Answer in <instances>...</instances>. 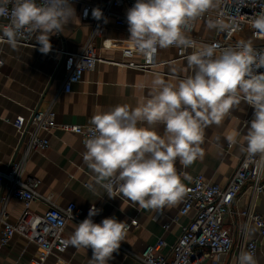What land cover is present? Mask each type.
<instances>
[{"label": "clouds", "instance_id": "1", "mask_svg": "<svg viewBox=\"0 0 264 264\" xmlns=\"http://www.w3.org/2000/svg\"><path fill=\"white\" fill-rule=\"evenodd\" d=\"M220 2L136 0L127 10L128 41L149 62L158 48L196 50L186 57L192 75L172 84L156 74L142 103L134 108L116 105L91 118L83 161L95 174L94 183L109 198L122 196L139 208L150 210L176 205L186 195L177 161L187 168L202 158L204 130L213 124L220 125L241 101L254 108V118L244 137L246 145L241 150L264 159V71H260L264 69V50L254 48L251 40L238 41L234 47L222 50L216 44L197 48L186 34L194 21ZM91 14L96 20L103 17L99 8L92 9ZM74 16L77 17L70 0H0V18L9 21L0 24V42L16 49L22 35H34L39 51L48 54L52 49L50 37L62 33ZM228 20L209 21L208 27L220 31L234 29L236 17L230 16ZM250 23L255 34L264 37V11L257 13ZM141 124L147 127L138 126ZM161 124L163 135L154 130ZM239 136L240 132L233 129L225 139L235 146ZM184 179L191 177L185 174ZM98 211L91 207L87 218L76 224L64 243L90 248L89 264H108L125 241L128 226L115 217L94 223L92 217ZM238 264H257L254 253L242 251Z\"/></svg>", "mask_w": 264, "mask_h": 264}, {"label": "crops", "instance_id": "2", "mask_svg": "<svg viewBox=\"0 0 264 264\" xmlns=\"http://www.w3.org/2000/svg\"><path fill=\"white\" fill-rule=\"evenodd\" d=\"M96 2L97 0H82ZM76 16L67 24L59 36L50 37L52 49L48 54L39 51L40 45L35 38L31 45H18L11 48L6 42H0V170H5L12 157L20 158L25 149L26 139L21 141L13 122L29 117L37 110L50 109L55 114L57 123L87 125L91 118L99 111H108L116 105H129L131 108L142 103L153 87V80L159 74L166 83L178 84L180 80L192 75V69L187 60H176L159 65L157 72H143L125 67H117L106 63H96L92 71L83 74L81 80L72 86L70 92L62 91V83L73 65V58L63 55L60 51H79L88 37L91 28L89 19L82 22L79 13L80 6L71 3ZM119 13L126 14L125 8H119ZM0 24H4L1 21ZM208 22L199 21L195 26V33L202 38L211 39L214 29L208 27ZM104 35L116 39L128 38V26H116L113 18H108ZM238 41L251 40L248 32L237 37ZM97 53L106 59H119L120 54L115 50H100ZM175 51L172 48H159L157 59L159 62L172 60ZM138 59V56H134ZM254 112L251 107L241 101L231 113L224 118L220 125H210L204 130V142L201 145L204 155L191 166L185 168L177 161V170H183L181 176L185 187L190 180L184 175L193 177L202 174L204 179L218 185H225L235 169L246 145L244 139L247 127L242 121ZM138 126H145L141 124ZM236 129L240 132L238 143L228 148L226 135ZM155 131L164 134V126L156 125ZM48 147L31 152L27 155L24 165V175L39 180L36 191L41 196H50L58 207L74 203L80 210L79 216L85 218L84 210L95 205L98 214L94 216V223H100L105 218L115 217L118 221L126 222L135 219L136 228L127 231L125 241L113 253L108 264H140L138 257L144 247L162 238L172 244L192 217L178 215L181 201L172 207L162 210L139 208L137 204L118 196L109 198L105 190L95 184V174L83 161L85 145L80 138L72 133L59 129L47 135ZM92 185V187H90ZM119 195V194H116ZM6 197L5 191H0V206ZM249 204L264 216V194L257 195L250 201L248 191H243L233 203L234 211H241ZM24 209L23 203L10 198L6 211L8 221L15 223ZM29 209L42 214L47 209V203L42 199H35L29 204ZM168 223L163 230L162 225ZM76 227V223L69 222L63 235L69 238ZM225 227L232 231L235 247L222 256L218 264H238L239 253L236 244L239 242L240 232L245 230L246 239L255 240L257 264H264V236L256 227L245 222L240 215H233L225 221ZM3 225L0 223V231ZM168 253V248L163 250ZM37 253L33 243L25 241L21 236L14 235L6 245L0 243V264H29V260ZM92 250L68 246L61 258L70 264H89ZM46 264H56L51 256Z\"/></svg>", "mask_w": 264, "mask_h": 264}, {"label": "built area", "instance_id": "3", "mask_svg": "<svg viewBox=\"0 0 264 264\" xmlns=\"http://www.w3.org/2000/svg\"><path fill=\"white\" fill-rule=\"evenodd\" d=\"M42 0H37V3ZM136 0H97L96 2H84L82 0H70L80 6L79 17L82 22L91 15V31L86 38L83 47L77 52L61 50L60 52L73 58L74 62L62 83V91L68 93L72 86L78 83L83 74L92 71L96 63H106L117 67H125L143 72H157L156 68L164 63L176 60H186L194 50L193 48H178L170 46L175 51L172 60L159 62L158 50L153 60L149 62L130 45L128 38H112L104 35L105 20L114 19L116 26H128L127 15L117 12L119 8L128 10ZM11 5H9V8ZM99 8L103 17L96 20L92 17V9ZM87 10V15H85ZM260 11H264V0H221L218 7L210 9L201 18L194 21L190 30L186 33L195 41L197 48L204 44H216L218 50L234 47L236 38L249 33L254 41L253 46L258 50H264V37L257 36L251 27V19ZM235 16L237 26L231 30L220 31L214 29L211 39L199 37L195 33V26L199 21L208 22ZM7 24L6 18H0V22ZM59 36L58 34H55ZM34 35L24 34L18 39V45H31ZM100 50H115L120 54L119 59H106L97 53ZM134 56H138L135 59ZM260 71H264L261 69ZM250 106V105H249ZM254 112V108L250 106ZM252 115L243 119L242 125H250ZM21 141L26 139V146L20 158L12 157L5 170H0V191H5L6 197L0 206V223L3 225L0 231V243L6 245L14 235L21 236L25 241L33 243L37 247V253L29 260V264H46V260L53 256L56 264H70L61 258L67 250L65 245L67 238L63 231L69 222L79 224L88 216L90 205L84 210L85 218L79 216L80 210L74 203H68L64 207L55 205L50 196H41L37 191L39 180L32 176L24 175V165L27 155L31 152L48 147L47 135L55 129L77 135L81 142L89 137L91 124L79 125L70 123H57L55 114L50 109L32 111L28 118L13 122ZM231 147L228 144V148ZM182 176L183 170H177ZM243 191H248L250 201L257 195L264 194V159L259 156H249L243 152L238 163L225 185L221 186L204 179L202 174L191 177L186 187V195L181 200L178 215H188L192 212L190 221L181 227V233L177 239L168 244L162 238L144 247L138 257L140 264H218L219 259L229 254L235 247L232 231L225 227V221L233 215H240L245 222L252 223L258 233L264 236V216L253 209L249 204L241 211L233 210L235 199ZM118 193H114L116 195ZM16 199L23 203L24 209L15 223L8 221L6 211L8 200ZM35 199H42L47 203V209L42 214H37L29 209V204ZM96 208V206H95ZM94 222V216L92 217ZM128 230L138 226L137 221L128 219ZM168 223L162 225L163 230L168 228ZM168 248V253L163 250ZM238 253L251 251L256 254L257 243L255 240L246 239L245 230L240 232L239 242L236 244Z\"/></svg>", "mask_w": 264, "mask_h": 264}, {"label": "rangeland", "instance_id": "4", "mask_svg": "<svg viewBox=\"0 0 264 264\" xmlns=\"http://www.w3.org/2000/svg\"><path fill=\"white\" fill-rule=\"evenodd\" d=\"M236 40H238V39L236 38Z\"/></svg>", "mask_w": 264, "mask_h": 264}]
</instances>
